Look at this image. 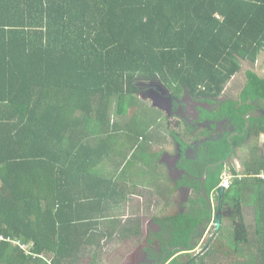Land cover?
<instances>
[{
    "label": "trees",
    "instance_id": "16d2710c",
    "mask_svg": "<svg viewBox=\"0 0 264 264\" xmlns=\"http://www.w3.org/2000/svg\"><path fill=\"white\" fill-rule=\"evenodd\" d=\"M262 52L264 0H0V264H79L109 237H139L140 225L126 229L112 213L146 186L167 193L156 168L147 174L133 160L149 164L147 147L171 127L141 87L220 97L239 58L255 63ZM246 81L242 105L220 106L219 119L238 134L206 142L193 161L198 176L209 170L208 193L246 140V123L264 132V119H244L248 103L264 101V76L248 70ZM250 148L241 174L231 165L222 198L231 242L221 225L216 245L186 264H264V150ZM133 165L139 170L126 177ZM192 183L200 191L201 180ZM190 201L149 235L160 246L155 263L193 251L211 215L204 197Z\"/></svg>",
    "mask_w": 264,
    "mask_h": 264
},
{
    "label": "rangeland",
    "instance_id": "374dc122",
    "mask_svg": "<svg viewBox=\"0 0 264 264\" xmlns=\"http://www.w3.org/2000/svg\"><path fill=\"white\" fill-rule=\"evenodd\" d=\"M251 69L254 72L258 73L259 75H264V52L261 53L259 56V59L256 60L255 63H248L242 66L240 72L235 75L234 77H231L230 80L225 85L224 89V96L226 98H235L238 95V92L241 90V86L243 87V82L245 80L244 76V70ZM142 91L139 93V97L142 100H150V97H156L158 93H160L161 87H154L149 89L148 94L146 91L145 85L142 87ZM163 90V89H162ZM150 102H152L150 100ZM161 102L156 99V106L153 105V102L151 104V110L157 111L161 113L163 119L165 121H168L171 118L172 120L179 121L182 120L181 116H175L171 114H166L165 111L168 106V102L164 101V107H160L159 104ZM256 108H258L263 114H264V102H256L255 103ZM155 111V112H156ZM126 117V116H125ZM127 118V117H126ZM125 119V118H123ZM140 119V118H139ZM171 121V120H170ZM187 125H182V128L179 130H176V132L173 129L168 128L170 132H168L166 135H161L162 138L157 139L154 138V146L150 144V147L148 146L146 151H150L151 158L150 163L146 164L144 160H133V164H136L139 166L145 165V169L147 170V174L152 175L155 168L156 172L163 176V182L164 187L166 186L168 189V192L173 194V197L175 199L174 202H172V205H166L162 202L157 201L158 199H155L152 197V191L149 192V189L152 190V188H149L146 186V190H140L138 193H141L144 191V195L134 196L130 198L132 202H128L125 204H121L118 211L119 213H112L111 220L116 221L120 226L129 229L133 231L136 229L138 225L141 227V234L139 237H130L133 235L134 232H131L128 237L130 240H124L121 236H115L113 239L104 240L102 241L101 245L103 247H89L87 251V257L84 260V262H80L79 264H86L88 261H91L94 263V259H90L91 256L94 257V252L96 255H98L99 252L104 251L106 255H104L106 258L112 259V261H106L107 264H122L125 257H127V253L129 252V257L127 259L132 260V264H148V257L149 255V249L151 248V245L147 243L146 239L149 237L151 229L155 230L156 232L161 231L163 228L162 225H154L152 223V219H158L159 222H162L164 219L170 216H176L179 214H182L186 211V204L187 199L190 193H188L187 190H182V188L177 187V182L181 180L179 176H173L174 174L171 172L170 166L166 165V163L162 162V158L164 154L167 155H174L177 154L179 151H183L186 155H188L191 158H195L198 153V149L200 146H202V143H205L207 141L206 137H203L201 135L202 132H208L210 135L208 136L209 140H219L225 131L226 126L228 123H222L218 124L216 126V129L212 130L207 125H201L199 126H191L188 119L183 120ZM172 124V122H171ZM215 128V127H214ZM253 127L252 129H254ZM173 131V132H172ZM180 136V141H176L177 139H174L173 137ZM255 145H258V147L261 150H264V133L255 134L253 133V130L249 132L246 140L243 141L242 145L239 147H236L235 149V156L230 160L226 162V165L223 168L222 171V180H226L228 182L231 181V165H235V170L238 174H241L243 171V162L249 160L250 155L248 153L250 147H253ZM186 148V149H184ZM231 151V147H230ZM153 152H157L158 155L155 156ZM156 165V166H155ZM233 165V166H234ZM138 166H130L128 169V173L126 177L129 176H135L136 172L139 170ZM147 178V175H141L135 178V181L137 183L144 181V179ZM165 187V188H166ZM149 188V189H148ZM136 204V205H135ZM245 213V219L248 225H253V213L251 209L248 207L244 208ZM168 214V216H167ZM167 216V217H166ZM230 216L229 215H223L221 222L224 228H222V231L224 229V235L222 236V241H228L231 242L229 239L230 237L227 235L228 230H231L230 228ZM137 225V226H136ZM213 223L208 224L207 228L201 229V231L198 233L197 237H195L193 245L196 247V255L194 256H176L174 257L171 262L173 261L177 262L178 264H186L191 259L192 262H194V257L198 255V253H202L204 250H206V246L211 242L210 240H214V237H216L215 229H213ZM162 226V227H161ZM221 231V232H222ZM232 231V230H231ZM220 232V233H221ZM214 234V235H213ZM225 236H228L225 238ZM104 237L101 239L103 240ZM212 247L216 245V240H214ZM107 245H110L109 247H106ZM142 245V250L137 249L138 246ZM146 253H144V251ZM98 251V253H97ZM153 253V252H152ZM178 255H183V252L178 253ZM104 256L100 255L99 257V263L103 264L104 262ZM150 257V255H149ZM40 260L42 262H51L49 257H41ZM218 264H225L222 262V260H218ZM126 264V263H123Z\"/></svg>",
    "mask_w": 264,
    "mask_h": 264
},
{
    "label": "flooded vegetation",
    "instance_id": "af4514ba",
    "mask_svg": "<svg viewBox=\"0 0 264 264\" xmlns=\"http://www.w3.org/2000/svg\"><path fill=\"white\" fill-rule=\"evenodd\" d=\"M243 77L245 78V80L243 82V87L241 86V90L238 92V95L235 98H232V97L226 98L224 96L223 92H224L225 87H224L220 97H212V96H208L205 94L204 95L198 94V95L194 96V95H191L189 92H185L182 96H177L176 98H173V96L170 93H166L165 96H162V99L170 98L171 101H170V103H168V106H167L165 113L182 117V120H179V121H175V120H172L171 118H168L171 120V121L168 120V122H170V123L172 122L171 129L173 127L172 130H174L176 132V130H179L180 128H182L181 123H182V125H187L183 120L188 119L189 121H191L190 122L191 126H199V124L207 125L212 130L216 129V126L218 124L220 125L222 123H228V125L225 128L224 134L220 139H222L223 137H230L232 135L233 136L237 135L238 133L236 132V127L227 119H224V118L219 119V116H220L219 113H220V106L225 101L226 102L231 101L235 104L238 103L239 106L242 105V95H243V91H244L246 83H247L246 76L244 75ZM256 102H259V101H255L253 103H248V104H251V108L249 109L247 115L244 116V119L245 118H247V120L255 119L256 121H261L262 119H264V114L255 106ZM260 102L262 103L264 101H260ZM249 128H250V124L246 123L245 131L248 134L250 131L253 130V129L249 130ZM261 133H264V132L261 131ZM201 135L203 137L207 138V141H205V143L206 142L216 143L218 141V140H209L210 138L208 139V136L210 134L208 132H202ZM173 138L177 139L176 136ZM176 141L177 142L180 141V136H178V139ZM205 143H202V146H200V148H199L200 150H201V148L205 147ZM184 149H186V148H184ZM199 149H198L197 156L195 158L189 157L183 151H179L177 154H174V155L164 154L163 158H162V162L166 163V165L170 166L171 172L174 174L173 176H179L181 178V180L177 182L178 184L176 185V188L180 187V188H182V190H187L188 193H190L188 196V199H187L186 207H185L186 211L182 214H186L187 210L189 209L187 205L191 203V201H190L191 199L199 198L201 196L206 199V204L208 206L207 208L210 211L211 218H208L202 225H200L199 228L197 229L196 235L192 237V246L193 247H194V245H193L194 239H195V237H197V235L201 231V229L207 228V225L212 224V223L214 224L213 229H215V227H216L215 226V218H216V214H217L218 207H219L218 206L219 195L217 193L218 188L215 191L213 190L211 193H208L206 188H205V184H206V181H207L208 175H209V170H207L203 174V176H198L196 174L197 172H195V171L192 172V166L195 169V164L193 163V161H198L200 159L199 158ZM234 156H235V153L232 154V156L228 159V161H230ZM209 168H213V165H210ZM234 168H235V165H234ZM186 178H187V180H186ZM220 178H222V174H221ZM184 180H186L189 183V185L181 184ZM199 180H201V182H202L201 183V189H200V191H196V188L194 187L192 182H198ZM216 194L218 196V200H216ZM152 197L155 199H158L157 201L162 202L163 204H166V205H172V202L175 201L173 194H171L168 191H167V193L163 192V194L161 196L156 194V193L155 194L153 193ZM220 214H221V219H222L223 215H229L230 216L229 212L225 211L222 208V204H221ZM179 215H181V214H179ZM167 216H168V214H167ZM176 216H178V215H176ZM171 217L172 216L167 217V219H170ZM152 223H154V225H158L159 221H155L154 219H152ZM221 224H222V222L220 221V226H221ZM159 232L160 231L156 232L153 229L150 230V234H157ZM146 241H147V243L149 242V237L146 239ZM210 241L212 242V240H210ZM211 242H209V244H211ZM150 245H151V248L149 249L150 257H149V255H147L146 251L143 250L144 253H146V255L148 257V264H158V263H155L154 259L157 256L156 253H158L160 250V246L154 240ZM142 248H143L142 245L137 247V249H140V250H142ZM172 248L174 249V247H170V251H172ZM181 248H180V250H181ZM195 250H196V247H194L193 251H182L183 255H180V256H184V255L194 256V255H196V252H197ZM200 253H198V255L194 257V259H197L200 256ZM128 257H129V252L127 253V257H125L122 264L123 263L132 264V260L127 259ZM105 259L106 260H104L103 264H107L106 261L108 260V258L105 257ZM171 263L168 262L165 264H171Z\"/></svg>",
    "mask_w": 264,
    "mask_h": 264
},
{
    "label": "water",
    "instance_id": "95a60500",
    "mask_svg": "<svg viewBox=\"0 0 264 264\" xmlns=\"http://www.w3.org/2000/svg\"><path fill=\"white\" fill-rule=\"evenodd\" d=\"M239 61L243 65L250 63L249 61L243 60L241 58H239ZM159 91H160V93H158L156 97H150L151 98L150 100L153 102V105L156 106V99L158 98V100L161 102V104H159V103L158 104H159L160 107L163 108L164 107V101L170 103L171 100H170V98L162 99V96H165L166 93H168L165 89H163V90L160 89ZM245 120H247V118H245ZM224 191L225 190L223 188H218L217 189V193L219 195V201H218L219 202V204H218L219 207H218V211H217L216 218H215V226H216L215 227V234L220 229V221H221V214H220V212H221V204H222V198H223ZM162 264H164V263H162Z\"/></svg>",
    "mask_w": 264,
    "mask_h": 264
},
{
    "label": "clouds",
    "instance_id": "9594fccd",
    "mask_svg": "<svg viewBox=\"0 0 264 264\" xmlns=\"http://www.w3.org/2000/svg\"><path fill=\"white\" fill-rule=\"evenodd\" d=\"M241 63V62H240ZM251 63V62H250ZM242 66H243V64L241 63V68H242ZM241 68H240V70H241ZM240 70L236 73V74H234L232 77H234L235 75H237L239 72H240ZM248 70H251V69H248ZM248 70H245L246 72L248 71ZM244 71V75L246 76V72ZM253 71V70H252ZM256 74H258V73H256ZM259 75V74H258ZM261 76V75H260ZM262 76H264V75H262ZM225 87V86H224ZM230 178H232V176H230ZM224 182H226L227 184H228V186L227 187H224L223 186V183ZM229 185H230V182H228V181H226V180H222V178H221V184H220V186L219 187H217V188H223L224 190H226L228 187H229ZM216 188V189H217ZM225 192V191H224ZM155 221H159L158 219H154ZM160 224L158 223V226H159ZM149 233H150V231H149ZM100 255H101V252H100Z\"/></svg>",
    "mask_w": 264,
    "mask_h": 264
},
{
    "label": "crops",
    "instance_id": "0c3cea01",
    "mask_svg": "<svg viewBox=\"0 0 264 264\" xmlns=\"http://www.w3.org/2000/svg\"><path fill=\"white\" fill-rule=\"evenodd\" d=\"M259 134H260V133H259ZM108 246H110V245H107L106 247H108ZM102 247H103V246H102ZM102 251H103V250H102ZM101 255L104 256V255H106V253H104V251H103V252H101ZM104 260H106L105 257H104Z\"/></svg>",
    "mask_w": 264,
    "mask_h": 264
},
{
    "label": "built area",
    "instance_id": "2783aa9c",
    "mask_svg": "<svg viewBox=\"0 0 264 264\" xmlns=\"http://www.w3.org/2000/svg\"><path fill=\"white\" fill-rule=\"evenodd\" d=\"M223 186H224V187H227L228 184H227L226 182H224V183H223ZM1 239H2V238H1Z\"/></svg>",
    "mask_w": 264,
    "mask_h": 264
}]
</instances>
